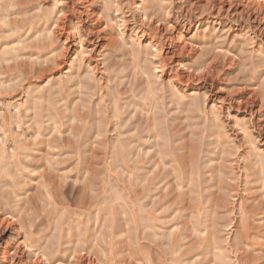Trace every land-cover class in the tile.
Listing matches in <instances>:
<instances>
[{"label":"rangeland","instance_id":"rangeland-1","mask_svg":"<svg viewBox=\"0 0 264 264\" xmlns=\"http://www.w3.org/2000/svg\"><path fill=\"white\" fill-rule=\"evenodd\" d=\"M0 264H264V0H0Z\"/></svg>","mask_w":264,"mask_h":264},{"label":"bare ground","instance_id":"bare-ground-1","mask_svg":"<svg viewBox=\"0 0 264 264\" xmlns=\"http://www.w3.org/2000/svg\"><path fill=\"white\" fill-rule=\"evenodd\" d=\"M88 8H89V7H88ZM89 10H90V9H86L85 11L88 12ZM13 233H14V232H12V234H13Z\"/></svg>","mask_w":264,"mask_h":264}]
</instances>
